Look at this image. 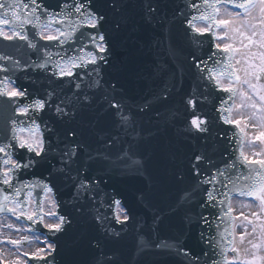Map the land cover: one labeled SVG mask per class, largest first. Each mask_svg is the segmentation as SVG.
<instances>
[{"label": "snow or ice", "instance_id": "1", "mask_svg": "<svg viewBox=\"0 0 264 264\" xmlns=\"http://www.w3.org/2000/svg\"><path fill=\"white\" fill-rule=\"evenodd\" d=\"M145 22L195 87L130 101ZM0 41V264H264V0H0Z\"/></svg>", "mask_w": 264, "mask_h": 264}, {"label": "water", "instance_id": "2", "mask_svg": "<svg viewBox=\"0 0 264 264\" xmlns=\"http://www.w3.org/2000/svg\"><path fill=\"white\" fill-rule=\"evenodd\" d=\"M153 29H152V27H149V30H148V32H146L145 33V35L147 36V38L148 39H151L150 38V31H152ZM150 43V45H151V41L149 42ZM151 47H153V46H151ZM151 60H152V58H151ZM163 78H164V75L163 76H161V78H159V81L160 80H163ZM185 86V85H184ZM216 102V97H215V95L213 96V101H212V104H211V107L209 106V109H208V111H210V112H208L210 115H211V113H213V104ZM167 136H166V139H163V141H165V140H167ZM166 145V144H165ZM159 148H163V146H161V145H159ZM167 153H168V150L166 149L165 151H162L161 153H157L156 154V157L154 158V161H153V166L157 163V166H163V164L166 162H164V163H162L163 162V160H164V158H167ZM159 155H161V157H159ZM155 167V166H154ZM113 183H114V187L115 188H117V190L118 191H120L121 192V194L122 195H124L125 197H126V200H127V202L129 203V205L133 208V206H132V204L133 203H130V200H131V195L129 194V193H126V192H122V190L120 189L122 186L119 184V181L118 180H113ZM176 216H178V217H180V214H177ZM182 218V217H181ZM193 227L194 228H196V227H198V225H193ZM191 242V241H190ZM57 264H61V261H60V259L58 258V260H57ZM119 264H121L120 262H119ZM138 264H139V262H138Z\"/></svg>", "mask_w": 264, "mask_h": 264}]
</instances>
